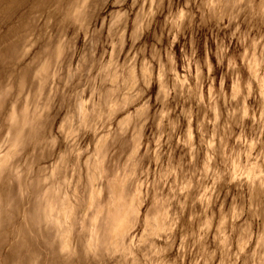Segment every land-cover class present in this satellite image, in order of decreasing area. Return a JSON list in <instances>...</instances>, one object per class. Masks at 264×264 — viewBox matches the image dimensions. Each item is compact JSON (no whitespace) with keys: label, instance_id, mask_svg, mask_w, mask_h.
Instances as JSON below:
<instances>
[{"label":"clouds","instance_id":"1","mask_svg":"<svg viewBox=\"0 0 264 264\" xmlns=\"http://www.w3.org/2000/svg\"><path fill=\"white\" fill-rule=\"evenodd\" d=\"M0 264H264V0H0Z\"/></svg>","mask_w":264,"mask_h":264}]
</instances>
